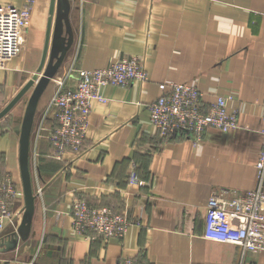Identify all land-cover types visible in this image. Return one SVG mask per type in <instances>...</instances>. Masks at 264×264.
<instances>
[{
	"label": "crops",
	"instance_id": "0c3cea01",
	"mask_svg": "<svg viewBox=\"0 0 264 264\" xmlns=\"http://www.w3.org/2000/svg\"><path fill=\"white\" fill-rule=\"evenodd\" d=\"M51 0L31 2V18L19 55L0 70V111L40 65ZM73 42L40 97L30 141L29 168L36 207L29 238L0 264H238L241 248L204 238L206 206L213 193L243 194L257 185L256 164L264 122V0H70ZM144 56L149 80L108 86L107 103H94L83 152L58 159L48 138L57 125L50 102L58 80L76 69L94 70ZM194 85L204 111L220 96L236 112L240 128L206 130L200 142L164 138L149 123L159 85ZM29 98V95H28ZM22 101V100H21ZM20 103V102H19ZM18 103V104H19ZM20 120H0V180L9 174L19 191L15 231L24 210L19 163ZM135 164V165H134ZM141 184L129 185L131 171ZM123 213L130 225L122 240H91L73 230L76 199ZM245 264H264L248 253Z\"/></svg>",
	"mask_w": 264,
	"mask_h": 264
},
{
	"label": "built area",
	"instance_id": "2783aa9c",
	"mask_svg": "<svg viewBox=\"0 0 264 264\" xmlns=\"http://www.w3.org/2000/svg\"><path fill=\"white\" fill-rule=\"evenodd\" d=\"M31 2L23 7L0 6V70L19 55L31 18ZM74 87H65L70 73L58 80L57 90L50 102L58 125L49 133V140L58 159L72 152L80 155L89 127L94 103H107L103 94L108 86L127 87L134 82L145 83L149 73L144 56H134L94 70L76 69ZM159 96L149 105V123L155 133L164 138H189L200 142L209 128L224 132L239 129L236 112L227 111L229 97L220 96L204 111L203 94L197 86L178 83L159 85ZM264 122V107L262 112ZM135 165V164H134ZM257 185L243 194L227 196L213 193L206 206L204 238L218 243L234 244L241 248L238 264H245L248 253H264V129L259 159L256 164ZM129 185L141 184L133 169ZM19 191L9 174L0 180V234L16 218L12 205ZM76 234L88 239H122L129 221L122 213L106 206H93L83 198L74 201L69 212ZM119 264H140L125 257Z\"/></svg>",
	"mask_w": 264,
	"mask_h": 264
},
{
	"label": "water",
	"instance_id": "95a60500",
	"mask_svg": "<svg viewBox=\"0 0 264 264\" xmlns=\"http://www.w3.org/2000/svg\"><path fill=\"white\" fill-rule=\"evenodd\" d=\"M70 0H51L42 59L36 72L15 97L0 111V120L29 95L19 139V163L24 192V210L18 228L0 236V253L15 250L19 243L28 240L35 213L37 195L32 188L29 168L30 141L34 117L40 97L59 71L73 42L70 24Z\"/></svg>",
	"mask_w": 264,
	"mask_h": 264
},
{
	"label": "rangeland",
	"instance_id": "374dc122",
	"mask_svg": "<svg viewBox=\"0 0 264 264\" xmlns=\"http://www.w3.org/2000/svg\"><path fill=\"white\" fill-rule=\"evenodd\" d=\"M27 99H28V95H26L22 101H20V103L11 111V113L6 117V119H10V120H14V119H19L21 118V116L23 115V112H24V108L26 106V102H27ZM13 210V209H12ZM114 211V210H113ZM116 212V211H115ZM117 213H120V212H117ZM123 214V213H122ZM16 219V218H15ZM14 219V221H15ZM14 223V222H13ZM9 226V225H8ZM74 230V228H73ZM127 233V232H126ZM126 235V234H125ZM125 237V236H124ZM123 237V238H124ZM122 238V239H123ZM116 239V238H115ZM122 239H118V240H122Z\"/></svg>",
	"mask_w": 264,
	"mask_h": 264
}]
</instances>
